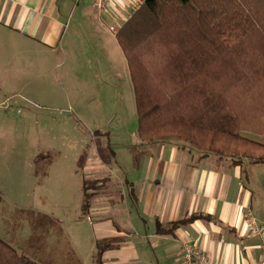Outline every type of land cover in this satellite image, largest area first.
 <instances>
[{"label": "crops", "instance_id": "0c3cea01", "mask_svg": "<svg viewBox=\"0 0 264 264\" xmlns=\"http://www.w3.org/2000/svg\"><path fill=\"white\" fill-rule=\"evenodd\" d=\"M92 1L91 14L97 13ZM130 2H118L117 12L129 10ZM85 10L82 0H0V99L32 91L28 86L43 78L55 55L59 67L69 60L68 71L80 72L81 52L94 39H82L78 30L86 20L97 23ZM260 117L245 134L264 143ZM132 135L124 148L118 137L109 141V157L99 161L94 152L89 164L80 165L84 170L78 169L92 264H98L97 244L105 241L114 246L102 252L101 264H183L188 243L219 264H256L263 240L252 234L245 213L264 223V162L204 154L177 138L148 141L137 131ZM193 215L201 216L171 226ZM76 221L80 232L86 229Z\"/></svg>", "mask_w": 264, "mask_h": 264}, {"label": "rangeland", "instance_id": "374dc122", "mask_svg": "<svg viewBox=\"0 0 264 264\" xmlns=\"http://www.w3.org/2000/svg\"><path fill=\"white\" fill-rule=\"evenodd\" d=\"M82 1L97 23L82 20L78 30L82 39H94L81 52L80 72L68 71L69 60L59 67L55 55L43 78L28 86L32 91L0 99V238L41 264H92L79 166L94 152L106 159L109 141L118 137L124 148L138 132L124 52L109 21L91 14V0ZM77 218L86 228L81 232Z\"/></svg>", "mask_w": 264, "mask_h": 264}, {"label": "trees", "instance_id": "16d2710c", "mask_svg": "<svg viewBox=\"0 0 264 264\" xmlns=\"http://www.w3.org/2000/svg\"><path fill=\"white\" fill-rule=\"evenodd\" d=\"M116 39L142 139L176 137L204 154L264 162V143L245 134L264 117V0H145ZM113 246L98 243L95 261ZM0 264L41 263L0 238Z\"/></svg>", "mask_w": 264, "mask_h": 264}, {"label": "built area", "instance_id": "2783aa9c", "mask_svg": "<svg viewBox=\"0 0 264 264\" xmlns=\"http://www.w3.org/2000/svg\"><path fill=\"white\" fill-rule=\"evenodd\" d=\"M121 0H93L92 8L100 15H109L112 21L109 23V30L116 34L121 24L126 21L131 14L137 10L145 0H131L130 9L123 13L117 12V3ZM113 23V24H112ZM246 221L253 235L262 238L261 257L256 264H264V223H259L255 216L247 211L245 213ZM183 264H219L203 253L197 246L188 243L183 247L182 253Z\"/></svg>", "mask_w": 264, "mask_h": 264}]
</instances>
